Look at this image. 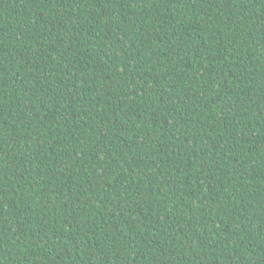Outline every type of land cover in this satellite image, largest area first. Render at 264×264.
Returning a JSON list of instances; mask_svg holds the SVG:
<instances>
[{
  "label": "trees",
  "instance_id": "trees-1",
  "mask_svg": "<svg viewBox=\"0 0 264 264\" xmlns=\"http://www.w3.org/2000/svg\"><path fill=\"white\" fill-rule=\"evenodd\" d=\"M0 264H264V0H0Z\"/></svg>",
  "mask_w": 264,
  "mask_h": 264
}]
</instances>
